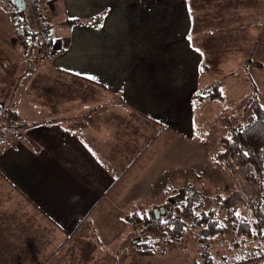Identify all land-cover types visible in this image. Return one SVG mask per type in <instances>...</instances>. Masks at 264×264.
Returning <instances> with one entry per match:
<instances>
[{
    "label": "crops",
    "instance_id": "crops-1",
    "mask_svg": "<svg viewBox=\"0 0 264 264\" xmlns=\"http://www.w3.org/2000/svg\"><path fill=\"white\" fill-rule=\"evenodd\" d=\"M48 1H54L46 22L56 51L39 59L35 92L55 84L58 94L52 116L45 113L52 101L43 97L34 105L35 116H21L29 88L16 93L15 108L33 141L0 143V264H136L129 247L121 259L108 255L127 246L130 228L124 216L135 212L132 202L143 183L134 177L142 168L134 167L150 146L143 138L155 134L154 126L141 124L146 118L137 119L127 92L137 100L144 87L167 88L175 99L167 108L176 116L168 124L170 116L160 120L188 133L186 138L194 136L191 96L199 76L208 74L204 52L191 42L201 9L188 0H173L170 15L165 12L172 0ZM213 1L229 13H223L226 29L264 24V0ZM98 14L103 17L93 20ZM161 31L185 33L188 43L171 49ZM247 40L249 53L251 37ZM190 57L196 62L191 80ZM110 116L136 120L133 126L121 120L109 125ZM138 126L142 135L135 132ZM171 168L177 169L172 163L166 167ZM255 239H246L249 251L260 247L250 246Z\"/></svg>",
    "mask_w": 264,
    "mask_h": 264
},
{
    "label": "rangeland",
    "instance_id": "rangeland-1",
    "mask_svg": "<svg viewBox=\"0 0 264 264\" xmlns=\"http://www.w3.org/2000/svg\"><path fill=\"white\" fill-rule=\"evenodd\" d=\"M46 1L36 0L34 3L27 1L26 10L33 15L35 23L41 18L45 22L47 21L46 17H49V20L51 19L50 11L53 6L50 3L52 2ZM44 2L46 3L44 4ZM171 2L172 8L167 10L165 14L170 15L175 7L176 2L173 0ZM188 2L191 6L197 5L201 9V16L197 20L191 42L204 52L206 63L203 64V71L208 72L203 77L199 76L197 87L194 89V86L192 96L190 94L192 105L194 103V107H192L194 136L186 138L185 136H188V133L176 130L173 125H167L176 116L167 108L170 104H175L172 103L175 99L170 98L167 88L156 90L153 87H144L141 89L137 100L130 92H127L132 111L137 114V119L146 118L141 124L146 126L151 124L155 127L153 136L147 135L146 138H143L145 142L149 141L146 146L147 144L150 146L142 155L140 154L146 146L140 148L138 154L141 160L134 167V169L136 167L142 168H139V175L134 177H137L143 183L140 182L141 185L137 190L139 198L132 202L134 204L133 208L135 206L136 212L140 208L149 210L151 206L167 201L169 197L161 193L162 190H165L167 181L170 180L173 183L179 181L178 178H184L186 174H192V167H194L200 170L201 175L208 180V192L213 191L214 193L224 194L235 192L230 202L236 203L239 207L243 206V209H252L247 201H250L254 196L260 197L261 190L254 180L247 178L246 168L242 172H238V169L234 170L233 167L232 170L236 172L233 175L220 164H214L211 155L222 149L218 139L230 131L227 124L234 126L238 121L247 123L254 108L258 105H264V24L246 26L241 29H226L227 25L223 22V13L228 17L230 16L223 7L224 12L222 13L219 4L213 0H188ZM13 9L15 10V7L10 2L0 0V110H5L4 113L0 114V135L5 142L3 147L10 146V144L20 141L23 137L25 139L22 141L25 143H27V138L33 141L31 137L33 134L26 132L29 127H27V121L22 120L18 115L14 116L10 111L12 109L11 105L14 106L17 100L16 93H24L25 89L29 88L30 96H24L23 102L20 104L21 116H35L34 105L41 100V97L52 101L51 108L45 111V113L52 116L54 99L58 94L55 84L52 85V88L35 92V68L38 61L42 56L50 57L53 51L55 53L56 47L53 48L52 40L47 44L44 37H40L34 48H25L21 43L24 35L19 37L16 34V27H19V25H15L12 21ZM91 9H94V7ZM98 15L92 19L96 20L97 17L98 20L103 17ZM39 28L40 23L38 22L37 30ZM159 36L162 39L165 38L166 45H169L171 49L180 48V44L188 43L185 40V33L171 36L161 31ZM249 37H251L252 45L249 53H247L246 44ZM186 39L189 41L190 37ZM176 40L180 41L179 45H172L173 41ZM47 45H52L48 46L51 51L49 56L45 55ZM186 50L190 51L189 48H186ZM240 56L244 57L242 62L232 66V62L234 60L238 62ZM192 60V57L188 59L192 71L190 80L194 73L193 65L196 63L192 64ZM182 61L185 63V59ZM225 63L230 65L227 66ZM48 74L50 73L45 72V75ZM51 81L49 77L50 86ZM217 83L223 84V89L220 88L217 96L207 98L206 95ZM156 96H160L161 99H156ZM193 96H195L194 100ZM180 100H182L181 97ZM160 116H170L166 118L167 124L160 120ZM106 117L109 118V116ZM115 120H121L124 121V125L133 126L131 120L135 121L136 119L133 116H110L108 124L110 125ZM91 125L93 126L92 122ZM139 126L135 132L142 135L144 131ZM139 139L141 140L142 137H139ZM30 149L35 154L37 153L35 148L30 147ZM190 150H193V154L189 152ZM238 159L240 160L239 155ZM235 160L233 159V161ZM229 161L232 162L230 159ZM171 163L177 169H166ZM153 165L155 167H151ZM249 180L252 181L249 182ZM183 182L182 179L180 184ZM157 195L160 197L157 198ZM140 212L137 213L140 214ZM241 212L247 214L245 210ZM126 216L127 214L124 219ZM231 226L233 225H228L225 233L210 241L209 245L204 247V244L199 243H196L195 248L191 247V238L195 241L198 238L197 231L202 230V228H199L194 235L190 232L189 235L192 237L181 245L179 241L174 242L175 238L178 239V237L171 240L173 241L172 246L160 243L159 246L157 245L158 247L156 246L157 255L149 257H144L133 247L137 244L134 243V240L139 241L137 238L138 232L135 231L134 233V230H131L129 226L130 231L125 242L127 246L123 247L117 255L112 252H109L108 255L121 259L126 256L129 247V251H133V256L136 258V264H196V261L199 260L198 257H201L202 264H210L206 263L209 258L217 260L216 264H261L260 261H263L264 264V256H262V253H264V238L259 236L261 231L258 232L259 235L254 236L256 237L255 241L250 243L251 247L255 243L260 247L249 251V243L246 239L251 236L250 233L241 232L236 226H233L234 231ZM206 248L208 249L204 252ZM260 256L261 258H258ZM252 258L255 259L251 261ZM243 260L249 261L240 263Z\"/></svg>",
    "mask_w": 264,
    "mask_h": 264
},
{
    "label": "trees",
    "instance_id": "trees-1",
    "mask_svg": "<svg viewBox=\"0 0 264 264\" xmlns=\"http://www.w3.org/2000/svg\"><path fill=\"white\" fill-rule=\"evenodd\" d=\"M7 1L15 7L12 0ZM27 1L34 3L36 0ZM16 17L22 18V23L16 27V34L19 37L24 35L21 43L25 48H34L38 39L43 36V32H50L51 24L45 22L43 18L37 20L41 28L37 30L38 22L35 23L33 15L27 10L17 12L16 9H13V23H15ZM221 87L220 83L215 84L206 97L217 96ZM194 97H192L193 100ZM261 106L258 105L254 108L247 123L238 121L234 126L227 124L230 131L218 139L222 149L211 155L214 164H220L234 175L236 172L232 170L227 156L229 153L239 154L240 161L246 168L247 178L254 180L261 190L260 197L254 196L250 201H247L252 209H243V206L239 207L236 203H231V197L235 192L230 194L208 192V180L201 175L200 170L192 167V174H186L184 178L180 177L179 181L174 183L170 180L167 181L165 190L161 191L163 195L169 197L167 201L151 206L149 210L140 208V214L137 213L139 211L127 214L125 218L127 225L131 227V230H134V233L138 232L139 241L133 247L141 255L144 257L157 255L159 244L164 243L172 246L173 241L171 240H174L175 237L178 239L175 238L174 242L179 241L181 245L192 237L189 235L190 232L194 235L199 228L202 230L197 231L198 238L195 241L191 238L192 248H195L196 243L204 244L203 247L209 245L210 240L220 237L227 231L228 225L236 226L241 232L250 233L251 236H257L258 232L264 230V107ZM11 108V113L19 117L20 112L15 108V105H11ZM4 112L5 110H0V114ZM2 141L0 135V143ZM182 179L184 182L180 184ZM159 197L157 195V198ZM161 205L167 207L166 217L155 220L151 210L153 207ZM242 210H245L247 214L242 213ZM148 222L149 225L145 226ZM233 226H231L232 229ZM194 227H196L195 230H193ZM259 236L264 238V234L260 233ZM166 249L168 250L167 247ZM254 259L252 258L251 261ZM244 261L249 260H243L240 263Z\"/></svg>",
    "mask_w": 264,
    "mask_h": 264
},
{
    "label": "built area",
    "instance_id": "built-area-1",
    "mask_svg": "<svg viewBox=\"0 0 264 264\" xmlns=\"http://www.w3.org/2000/svg\"><path fill=\"white\" fill-rule=\"evenodd\" d=\"M22 23V18L21 17H16V20H15V24L17 25H20ZM44 39H45V42L48 44L49 41L52 40V36H51V33L48 32V31H44L43 32V36ZM52 44V42H51ZM48 46H51V45H47V47H45V55L49 56L51 54V51H50V47ZM238 153H229L228 156H227V159L229 161V159L232 161L230 164H232V168L234 167V170H237L238 169V172H242L245 167L241 164L240 160L238 159ZM233 159H236L235 161H233ZM252 180H249V182H251Z\"/></svg>",
    "mask_w": 264,
    "mask_h": 264
},
{
    "label": "water",
    "instance_id": "water-1",
    "mask_svg": "<svg viewBox=\"0 0 264 264\" xmlns=\"http://www.w3.org/2000/svg\"><path fill=\"white\" fill-rule=\"evenodd\" d=\"M14 2V5H15V9L16 11L18 12H22L24 10H26L27 8V0H12ZM166 207L165 206H162V207H155L153 209V212H154V215L157 219H160L161 216L165 215L166 214ZM138 240H134V243H137Z\"/></svg>",
    "mask_w": 264,
    "mask_h": 264
},
{
    "label": "flooded vegetation",
    "instance_id": "flooded-vegetation-1",
    "mask_svg": "<svg viewBox=\"0 0 264 264\" xmlns=\"http://www.w3.org/2000/svg\"><path fill=\"white\" fill-rule=\"evenodd\" d=\"M162 206H164V205L158 206V208H159V207H162ZM165 207H166V206H165ZM154 208H155V207L152 208L151 213H152V215H153V217H154L155 220H159V219H157V218L155 217V215H154V212H153V209H154ZM166 210H167V207H166ZM167 211H168V210H167ZM167 211H166V214H167ZM166 214L163 215V216H161V218H162V217H166ZM161 218H160V219H161ZM148 225H149V222L145 224V226H148Z\"/></svg>",
    "mask_w": 264,
    "mask_h": 264
},
{
    "label": "snow or ice",
    "instance_id": "snow-or-ice-1",
    "mask_svg": "<svg viewBox=\"0 0 264 264\" xmlns=\"http://www.w3.org/2000/svg\"><path fill=\"white\" fill-rule=\"evenodd\" d=\"M88 78H89V79H93V80L95 79L94 76H89ZM261 107H264V105H262ZM261 234H264V230H261Z\"/></svg>",
    "mask_w": 264,
    "mask_h": 264
},
{
    "label": "clouds",
    "instance_id": "clouds-1",
    "mask_svg": "<svg viewBox=\"0 0 264 264\" xmlns=\"http://www.w3.org/2000/svg\"><path fill=\"white\" fill-rule=\"evenodd\" d=\"M16 20V19H15ZM15 24V23H14ZM15 25H17V24H15Z\"/></svg>",
    "mask_w": 264,
    "mask_h": 264
}]
</instances>
